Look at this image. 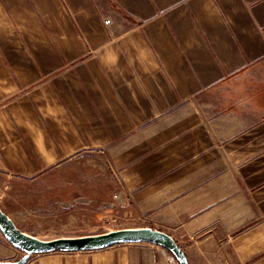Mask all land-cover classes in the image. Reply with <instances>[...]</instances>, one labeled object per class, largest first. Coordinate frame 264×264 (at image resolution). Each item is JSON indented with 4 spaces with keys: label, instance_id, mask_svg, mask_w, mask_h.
Returning <instances> with one entry per match:
<instances>
[{
    "label": "crops",
    "instance_id": "obj_1",
    "mask_svg": "<svg viewBox=\"0 0 264 264\" xmlns=\"http://www.w3.org/2000/svg\"><path fill=\"white\" fill-rule=\"evenodd\" d=\"M82 153L188 264H264V0H0V176ZM159 248L26 264H177Z\"/></svg>",
    "mask_w": 264,
    "mask_h": 264
},
{
    "label": "rangeland",
    "instance_id": "obj_2",
    "mask_svg": "<svg viewBox=\"0 0 264 264\" xmlns=\"http://www.w3.org/2000/svg\"><path fill=\"white\" fill-rule=\"evenodd\" d=\"M44 176L37 184L0 176V207L25 234L53 240L147 228L130 214L118 176L103 155L82 153ZM159 251L176 263L166 250Z\"/></svg>",
    "mask_w": 264,
    "mask_h": 264
},
{
    "label": "water",
    "instance_id": "obj_3",
    "mask_svg": "<svg viewBox=\"0 0 264 264\" xmlns=\"http://www.w3.org/2000/svg\"><path fill=\"white\" fill-rule=\"evenodd\" d=\"M0 234L7 243L22 253V257L16 262L0 264H26L34 255L98 251L117 245L137 243L160 247L166 250L177 264H188L184 251L170 235L149 227L114 230L75 238L40 240L19 230L0 208Z\"/></svg>",
    "mask_w": 264,
    "mask_h": 264
},
{
    "label": "built area",
    "instance_id": "obj_4",
    "mask_svg": "<svg viewBox=\"0 0 264 264\" xmlns=\"http://www.w3.org/2000/svg\"><path fill=\"white\" fill-rule=\"evenodd\" d=\"M104 25L106 27H109L110 26V20H108V19L104 20Z\"/></svg>",
    "mask_w": 264,
    "mask_h": 264
}]
</instances>
